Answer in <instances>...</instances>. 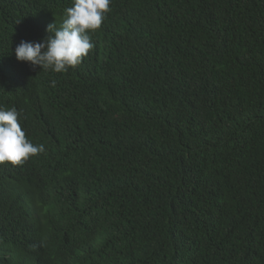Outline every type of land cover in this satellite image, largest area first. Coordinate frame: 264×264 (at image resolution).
Returning <instances> with one entry per match:
<instances>
[{"label": "trees", "instance_id": "1", "mask_svg": "<svg viewBox=\"0 0 264 264\" xmlns=\"http://www.w3.org/2000/svg\"><path fill=\"white\" fill-rule=\"evenodd\" d=\"M73 4L0 0V109L45 148L0 165V264H264V0H111L78 67L18 61Z\"/></svg>", "mask_w": 264, "mask_h": 264}, {"label": "clouds", "instance_id": "2", "mask_svg": "<svg viewBox=\"0 0 264 264\" xmlns=\"http://www.w3.org/2000/svg\"><path fill=\"white\" fill-rule=\"evenodd\" d=\"M110 3L111 0H74L73 6L65 10V19L59 28L56 24L48 25L47 31L53 35L43 42H20L15 49L17 60L56 73L78 67L94 47L89 32L101 29L111 11ZM55 84L53 81L52 86ZM18 117L15 108L0 109V165L22 166L45 151L44 145L37 146L28 140Z\"/></svg>", "mask_w": 264, "mask_h": 264}]
</instances>
